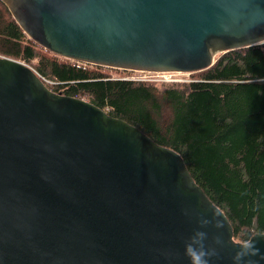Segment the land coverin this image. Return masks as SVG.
Wrapping results in <instances>:
<instances>
[{
	"label": "water",
	"instance_id": "obj_1",
	"mask_svg": "<svg viewBox=\"0 0 264 264\" xmlns=\"http://www.w3.org/2000/svg\"><path fill=\"white\" fill-rule=\"evenodd\" d=\"M51 52L192 72L264 41V0H3ZM0 264H264L183 157L0 55Z\"/></svg>",
	"mask_w": 264,
	"mask_h": 264
},
{
	"label": "trees",
	"instance_id": "obj_2",
	"mask_svg": "<svg viewBox=\"0 0 264 264\" xmlns=\"http://www.w3.org/2000/svg\"><path fill=\"white\" fill-rule=\"evenodd\" d=\"M0 55L53 79V91L85 98L179 152L236 240L264 232V41L217 54L188 81L158 84L51 52L0 0Z\"/></svg>",
	"mask_w": 264,
	"mask_h": 264
},
{
	"label": "rangeland",
	"instance_id": "obj_3",
	"mask_svg": "<svg viewBox=\"0 0 264 264\" xmlns=\"http://www.w3.org/2000/svg\"><path fill=\"white\" fill-rule=\"evenodd\" d=\"M216 56H218V55H216ZM31 66V65H30ZM31 67H33V66H31ZM33 69H35L34 67H33ZM36 70V69H35ZM113 74H115V75H119V74H121V73H119V72H116V70H112L111 71ZM133 74H135V75H139V76H141V77H145V78H147V79H149L150 81H155L156 83H158V84H160V83H162V82H167V81H170V80H164L163 78H162V74L160 75V74H156V73H151V72H142V73H139V72H137V73H131V74H129V76H131V75H133ZM41 76V75H40ZM50 76V75H49ZM191 72H177V73H174V75L172 76V78H176V80H174V81H188L189 79H191ZM48 78V77H47ZM56 84V83H55Z\"/></svg>",
	"mask_w": 264,
	"mask_h": 264
},
{
	"label": "built area",
	"instance_id": "obj_4",
	"mask_svg": "<svg viewBox=\"0 0 264 264\" xmlns=\"http://www.w3.org/2000/svg\"><path fill=\"white\" fill-rule=\"evenodd\" d=\"M156 74H162V78L164 80H170V81H174L176 80V78H172V76L174 75V73H177V72H154ZM40 75V74H39ZM44 82H46L47 84H49L50 86H52L53 84H55V81L51 78H47V76H40ZM130 78H133V79H138V80H149L145 77H141V76H131Z\"/></svg>",
	"mask_w": 264,
	"mask_h": 264
}]
</instances>
